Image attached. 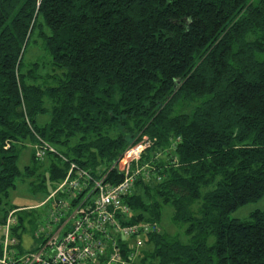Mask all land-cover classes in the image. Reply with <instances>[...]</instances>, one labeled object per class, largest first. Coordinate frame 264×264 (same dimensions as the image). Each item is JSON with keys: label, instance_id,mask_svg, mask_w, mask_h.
<instances>
[{"label": "trees", "instance_id": "trees-1", "mask_svg": "<svg viewBox=\"0 0 264 264\" xmlns=\"http://www.w3.org/2000/svg\"><path fill=\"white\" fill-rule=\"evenodd\" d=\"M144 136L162 179L122 222L160 230L131 264H264V209L229 217L264 194V0H0V222L35 227L1 206L18 183L46 197L68 161L106 169Z\"/></svg>", "mask_w": 264, "mask_h": 264}, {"label": "built area", "instance_id": "built-area-1", "mask_svg": "<svg viewBox=\"0 0 264 264\" xmlns=\"http://www.w3.org/2000/svg\"><path fill=\"white\" fill-rule=\"evenodd\" d=\"M38 140L33 146L36 158L55 152L49 143ZM150 143L144 136L129 144L102 170L68 161L63 178L44 199L49 206L45 222L32 232L33 249H23L12 232L19 208L9 210L0 222V264H131L145 236L160 230L156 221L122 222L130 214L123 198L135 181L162 179L155 162L141 163ZM110 171L112 182L106 179Z\"/></svg>", "mask_w": 264, "mask_h": 264}, {"label": "rangeland", "instance_id": "rangeland-1", "mask_svg": "<svg viewBox=\"0 0 264 264\" xmlns=\"http://www.w3.org/2000/svg\"><path fill=\"white\" fill-rule=\"evenodd\" d=\"M26 162H29V151L24 150L21 153L19 164L20 166H23ZM50 188V187H49ZM45 195L39 191V190H32L31 186L27 183H18L15 190H12L9 193L8 198H4L3 202L1 204L2 207L8 206V204H14L16 206H20L23 208L24 206L26 208H30L27 210L32 214L33 217H35V227L38 224L45 222L46 217V211L48 209L49 203H43L45 200ZM263 210L264 209V194L258 198L255 201L245 203L239 207H237L232 213L229 214V217L231 218H238L240 220L248 219L249 214L256 210ZM0 210V214H1ZM171 215L172 210L170 207L166 206L162 212L161 219H160V227L161 231L169 230L170 232L175 231V227L171 224ZM34 229L31 230V228L28 226L25 230L19 231L18 235V241L22 245V248L24 249H33L35 247V241L32 238V232H34ZM182 235L180 234V237ZM3 237L2 229L0 228V240ZM183 240L185 239L184 236L181 237ZM212 241V238H209V242Z\"/></svg>", "mask_w": 264, "mask_h": 264}, {"label": "crops", "instance_id": "crops-1", "mask_svg": "<svg viewBox=\"0 0 264 264\" xmlns=\"http://www.w3.org/2000/svg\"><path fill=\"white\" fill-rule=\"evenodd\" d=\"M22 247V245H20ZM24 249V248H23Z\"/></svg>", "mask_w": 264, "mask_h": 264}]
</instances>
